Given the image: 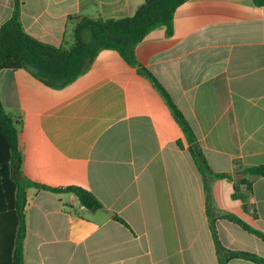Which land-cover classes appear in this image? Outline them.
<instances>
[{"label":"crops","instance_id":"crops-1","mask_svg":"<svg viewBox=\"0 0 264 264\" xmlns=\"http://www.w3.org/2000/svg\"><path fill=\"white\" fill-rule=\"evenodd\" d=\"M146 0H20L25 32L55 47L74 42L71 17L120 19ZM15 0H0V28ZM139 66L114 50L62 89L30 71H0V102L18 130L19 170L30 183L79 186L103 209L72 194L28 186L25 264H220L204 179L167 99L193 129L211 169V209L264 235V6L252 0H189L136 47ZM4 144L0 135V155ZM247 179V204L235 199ZM246 194V188L243 186ZM122 218L128 226L114 219ZM231 251L264 257V240L214 219ZM228 264H256L233 259Z\"/></svg>","mask_w":264,"mask_h":264},{"label":"trees","instance_id":"trees-1","mask_svg":"<svg viewBox=\"0 0 264 264\" xmlns=\"http://www.w3.org/2000/svg\"><path fill=\"white\" fill-rule=\"evenodd\" d=\"M187 1L189 0H146L133 16L120 19L71 17L74 25L73 44L55 47L42 43L25 32L21 22V2L15 0L12 18L0 28V71L25 69L48 87L62 89L85 74L103 50L117 51L129 65L137 67V45L160 27H165L168 35H172L174 15ZM252 1L258 7L264 6V0ZM141 73L149 78L167 99L173 116L189 144V152L203 176L207 212L220 264H228L233 259L264 264V257L251 252L228 250L220 242L214 220L218 218L229 220L263 240L264 235L235 215L213 212L212 181L233 180L234 174L215 173L211 169L193 129L167 92L149 71L141 69ZM18 134L15 123L6 114L0 102V135L4 144V153L0 155V264H25L28 186L53 193L72 194L81 206L91 212L104 208L91 192L82 187L52 188L28 182L20 170L15 174V166L21 163ZM242 173L245 176L264 177V165L244 168ZM236 181L234 198L247 204V193L252 191V185L247 179L240 177ZM240 186H245L246 194L241 192ZM114 219L128 226L122 218L114 216Z\"/></svg>","mask_w":264,"mask_h":264},{"label":"water","instance_id":"water-1","mask_svg":"<svg viewBox=\"0 0 264 264\" xmlns=\"http://www.w3.org/2000/svg\"><path fill=\"white\" fill-rule=\"evenodd\" d=\"M19 168H20L19 165H16V166H15V174L19 171Z\"/></svg>","mask_w":264,"mask_h":264},{"label":"rangeland","instance_id":"rangeland-1","mask_svg":"<svg viewBox=\"0 0 264 264\" xmlns=\"http://www.w3.org/2000/svg\"><path fill=\"white\" fill-rule=\"evenodd\" d=\"M72 36H73V32H72ZM241 192L244 193L243 191V186H240ZM247 193V192H246Z\"/></svg>","mask_w":264,"mask_h":264}]
</instances>
